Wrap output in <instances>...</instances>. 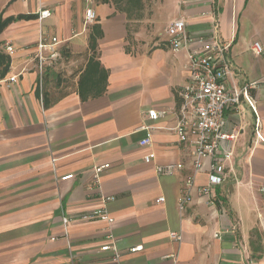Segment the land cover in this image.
I'll return each mask as SVG.
<instances>
[{
  "label": "crops",
  "instance_id": "1",
  "mask_svg": "<svg viewBox=\"0 0 264 264\" xmlns=\"http://www.w3.org/2000/svg\"><path fill=\"white\" fill-rule=\"evenodd\" d=\"M93 2L98 18L86 25L87 0H0V264H264V142L255 133L258 118L264 138V54L252 49L264 48V0ZM41 9L51 11L42 22ZM180 18L192 37L232 42L230 89L258 84L257 115L246 101L225 112L224 130L237 137L214 206L198 192L209 182L206 163L180 208L193 145L175 132L178 90L191 85L189 55L200 49L169 44L166 30ZM43 33L61 43L41 75ZM150 109L166 115L150 121ZM144 123L152 148L139 145ZM150 152L156 160L147 164ZM178 163L184 169L172 176L157 173ZM103 207L112 224L83 219Z\"/></svg>",
  "mask_w": 264,
  "mask_h": 264
},
{
  "label": "built area",
  "instance_id": "2",
  "mask_svg": "<svg viewBox=\"0 0 264 264\" xmlns=\"http://www.w3.org/2000/svg\"><path fill=\"white\" fill-rule=\"evenodd\" d=\"M87 3L85 24L89 25L96 22L98 15L94 8L93 0H87ZM50 16L51 11L49 9H41L38 13V20L42 22ZM166 32L169 36V44L174 50L191 46L200 48L197 52L190 51L189 55V68L192 76L191 85L178 90V95L183 103L180 108L181 117L175 132L181 144L193 145L191 146L193 149L190 152L193 171L183 182L180 208L184 209L191 190L195 185L196 176L205 169L206 163H208L209 182L207 185L199 187L198 192L209 206H214L216 198L213 196V189L221 185L226 176V169L221 162L231 160L233 156L231 144L237 137L236 133L224 130L226 123L225 112L230 108L239 111L242 102L246 101L257 115L256 100L252 97L251 90L256 89L258 84L254 82L243 88L234 89L228 87L227 80L231 77L232 70L228 62L227 53L232 46V42L222 41L215 34L209 37H192L188 35L186 23L182 18L172 21ZM60 43L61 40L57 37L51 38L44 33L41 34L36 45V59L41 75L44 73L46 63L49 60L58 58L59 53L56 47ZM252 49L256 56L264 54V48L259 42H254ZM7 50L10 54L15 52V48L12 45L7 46ZM17 81L18 76L16 75L7 80V83L12 84ZM190 111L192 114L191 119L187 115ZM165 115L166 112H159L155 109H150L147 112L148 119L153 122ZM255 128L256 140L264 142L258 118ZM140 130L145 132V136L140 140L139 145L143 148H152V127L144 123ZM155 160L156 154L154 152H150L145 156L147 164H151ZM109 167V165H105L95 168L92 188H99L101 173ZM183 169L184 164L178 163L166 166L158 165L156 170L159 175L172 176ZM71 178H73V174H68L63 176L61 180H69ZM110 200L112 198L104 199L105 202ZM164 201L165 198H159L157 203ZM83 219H99L108 224H112L114 221L104 207L84 216ZM62 221L66 227L70 219L64 216ZM170 237L176 242H181L182 240L181 235L176 232H172ZM139 249L141 248H134L132 251L135 252ZM101 250L103 252L113 251V260L115 262L119 261L120 254L115 246L106 244Z\"/></svg>",
  "mask_w": 264,
  "mask_h": 264
},
{
  "label": "trees",
  "instance_id": "3",
  "mask_svg": "<svg viewBox=\"0 0 264 264\" xmlns=\"http://www.w3.org/2000/svg\"><path fill=\"white\" fill-rule=\"evenodd\" d=\"M6 25H7V22L4 21V20L2 19V17H0V34H1V32L4 30V28L6 27Z\"/></svg>",
  "mask_w": 264,
  "mask_h": 264
}]
</instances>
